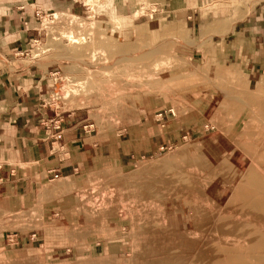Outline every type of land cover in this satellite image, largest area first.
Listing matches in <instances>:
<instances>
[{
    "label": "rangeland",
    "instance_id": "374dc122",
    "mask_svg": "<svg viewBox=\"0 0 264 264\" xmlns=\"http://www.w3.org/2000/svg\"><path fill=\"white\" fill-rule=\"evenodd\" d=\"M0 5L46 128L76 112L99 147L71 178L0 158V264H264V71L153 0Z\"/></svg>",
    "mask_w": 264,
    "mask_h": 264
},
{
    "label": "crops",
    "instance_id": "0c3cea01",
    "mask_svg": "<svg viewBox=\"0 0 264 264\" xmlns=\"http://www.w3.org/2000/svg\"><path fill=\"white\" fill-rule=\"evenodd\" d=\"M153 1L167 13L168 23L208 41L231 64L252 73L264 71V0ZM11 53L10 45L0 44V55L6 59L0 63V158L16 169L36 164L50 176L58 172L61 178L74 177L89 167L99 147L90 143L93 137L76 112L64 114L62 132L46 128L35 101L34 69L13 67ZM8 181L19 194L33 185L34 177L22 171Z\"/></svg>",
    "mask_w": 264,
    "mask_h": 264
},
{
    "label": "bare ground",
    "instance_id": "6f19581e",
    "mask_svg": "<svg viewBox=\"0 0 264 264\" xmlns=\"http://www.w3.org/2000/svg\"><path fill=\"white\" fill-rule=\"evenodd\" d=\"M261 245L263 244L264 245V241H261V243H260ZM232 261V260H231ZM195 264H215V263H211V262H205V263H203V262H201V261H197Z\"/></svg>",
    "mask_w": 264,
    "mask_h": 264
},
{
    "label": "built area",
    "instance_id": "2783aa9c",
    "mask_svg": "<svg viewBox=\"0 0 264 264\" xmlns=\"http://www.w3.org/2000/svg\"><path fill=\"white\" fill-rule=\"evenodd\" d=\"M61 121H64V118H63V119H60V122H61ZM60 127H61V126H60ZM54 177H55V178H58V177H59V174H58V173H55V174H54Z\"/></svg>",
    "mask_w": 264,
    "mask_h": 264
}]
</instances>
